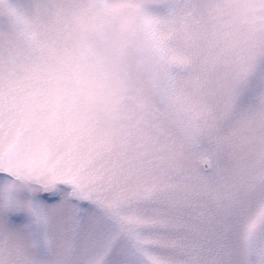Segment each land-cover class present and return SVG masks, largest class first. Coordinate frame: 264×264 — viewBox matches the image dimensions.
I'll return each instance as SVG.
<instances>
[{
	"label": "snow or ice",
	"instance_id": "obj_1",
	"mask_svg": "<svg viewBox=\"0 0 264 264\" xmlns=\"http://www.w3.org/2000/svg\"><path fill=\"white\" fill-rule=\"evenodd\" d=\"M93 6L152 53L108 111ZM0 264H264V0H0Z\"/></svg>",
	"mask_w": 264,
	"mask_h": 264
},
{
	"label": "clouds",
	"instance_id": "obj_2",
	"mask_svg": "<svg viewBox=\"0 0 264 264\" xmlns=\"http://www.w3.org/2000/svg\"><path fill=\"white\" fill-rule=\"evenodd\" d=\"M81 28L84 35L89 38V47H96L100 43L103 45L102 51L104 53L114 52L117 60L130 46H134L145 61L151 59V49L144 41L143 28L135 8L118 12H100L93 6L81 21ZM107 75L110 80L107 98L114 100L125 91L126 81L123 77H117L115 65L108 70ZM88 83H96V79L93 78ZM99 91L100 89H97V94ZM92 95L89 93V97ZM43 160L44 153L34 150L30 156L24 158L22 166L26 172L32 171L39 168Z\"/></svg>",
	"mask_w": 264,
	"mask_h": 264
},
{
	"label": "rangeland",
	"instance_id": "obj_3",
	"mask_svg": "<svg viewBox=\"0 0 264 264\" xmlns=\"http://www.w3.org/2000/svg\"><path fill=\"white\" fill-rule=\"evenodd\" d=\"M85 17H83L82 19L78 21V24H77L78 31L83 35V37H85L86 47L91 49V48H96L99 46L101 48L102 55L98 59L96 69L88 72L83 77L80 83V87L83 88V91L86 97H89V93H92L93 95L91 97L98 98L100 101H102L105 105V111H108L111 108L110 102L112 101L111 99L107 98V92L110 87V80L107 75L108 70L115 65L117 77H123L125 79L126 88H127L128 77H129L130 72L140 67L139 61H138V54H140V52L134 46H130L120 56L119 60H117L114 52L104 53L102 51L103 45L100 43H98L96 47H89L88 46L89 38L84 35L82 28H81V21ZM141 70L145 74H147L149 71V69L147 68V65H144ZM58 76H59V69L54 68L52 70V78H51L54 97H58L61 93V89L58 83ZM93 78L96 79V83L89 84L88 81L92 80ZM97 89H100L98 94H97ZM101 123L102 125L104 124L103 121H101ZM102 132H103V126L101 127L100 132L98 134H102ZM82 139L84 143L85 141L87 142L88 134L86 131L82 132ZM34 150H38V149L35 145H31L24 151L14 154L12 157L4 161L5 166L19 162L22 170L25 171L22 166L23 160L26 156H30Z\"/></svg>",
	"mask_w": 264,
	"mask_h": 264
}]
</instances>
